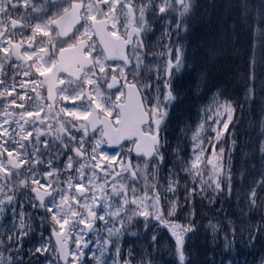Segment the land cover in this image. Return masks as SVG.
I'll return each instance as SVG.
<instances>
[{
  "label": "snow or ice",
  "instance_id": "1",
  "mask_svg": "<svg viewBox=\"0 0 264 264\" xmlns=\"http://www.w3.org/2000/svg\"><path fill=\"white\" fill-rule=\"evenodd\" d=\"M0 264H264V0H0Z\"/></svg>",
  "mask_w": 264,
  "mask_h": 264
},
{
  "label": "trees",
  "instance_id": "2",
  "mask_svg": "<svg viewBox=\"0 0 264 264\" xmlns=\"http://www.w3.org/2000/svg\"><path fill=\"white\" fill-rule=\"evenodd\" d=\"M186 84L188 83L187 81L185 82ZM246 251V250H245ZM241 259H243V256L241 257ZM249 259H250V257H249Z\"/></svg>",
  "mask_w": 264,
  "mask_h": 264
}]
</instances>
